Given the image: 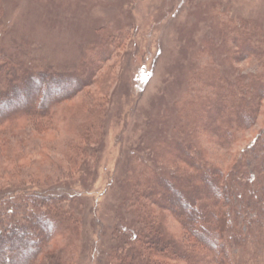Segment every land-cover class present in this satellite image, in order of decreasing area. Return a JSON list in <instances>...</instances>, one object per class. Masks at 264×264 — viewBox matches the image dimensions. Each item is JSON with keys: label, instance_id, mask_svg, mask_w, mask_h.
<instances>
[{"label": "rangeland", "instance_id": "obj_1", "mask_svg": "<svg viewBox=\"0 0 264 264\" xmlns=\"http://www.w3.org/2000/svg\"><path fill=\"white\" fill-rule=\"evenodd\" d=\"M1 53L12 73H58L51 95L64 92L40 130L25 111L0 124V190L66 196L79 218L35 264H112L122 194L151 174L149 158L214 98L264 84V0H0ZM258 112L221 154L218 134L199 143L227 164L263 132L264 101Z\"/></svg>", "mask_w": 264, "mask_h": 264}, {"label": "trees", "instance_id": "obj_2", "mask_svg": "<svg viewBox=\"0 0 264 264\" xmlns=\"http://www.w3.org/2000/svg\"><path fill=\"white\" fill-rule=\"evenodd\" d=\"M8 63L1 53L0 124L25 111L40 130L38 119L64 100L58 99L64 92L51 95L62 80L22 65L12 73ZM261 85H247L233 99L214 98L191 131L182 128L164 142L166 157L149 158L151 174L122 194L128 213L117 215L112 264H264V130L227 164L198 141L209 132L218 134L220 154L219 148L231 147L239 131L255 123L264 101ZM48 193L0 190V264H35L59 229H78L71 200ZM170 215L181 224L180 235L167 226Z\"/></svg>", "mask_w": 264, "mask_h": 264}]
</instances>
